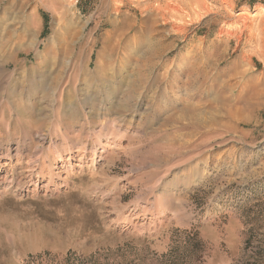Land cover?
<instances>
[{
	"label": "rangeland",
	"instance_id": "rangeland-1",
	"mask_svg": "<svg viewBox=\"0 0 264 264\" xmlns=\"http://www.w3.org/2000/svg\"><path fill=\"white\" fill-rule=\"evenodd\" d=\"M0 264H264V0H0Z\"/></svg>",
	"mask_w": 264,
	"mask_h": 264
},
{
	"label": "bare ground",
	"instance_id": "bare-ground-1",
	"mask_svg": "<svg viewBox=\"0 0 264 264\" xmlns=\"http://www.w3.org/2000/svg\"><path fill=\"white\" fill-rule=\"evenodd\" d=\"M189 1V0H188ZM193 1V0H192ZM198 1V0H197ZM199 3V2H198ZM202 3V2H201ZM200 4V3H199ZM197 5V4H196ZM202 5V4H201ZM204 6V5H203ZM205 7V6H204ZM197 8V7H196ZM203 8V7H202ZM194 9V8H193ZM191 12V11H190ZM242 14H244V13H237V15H242ZM236 15V16H237ZM31 17V16H30ZM30 19V18H29ZM244 20V19H243ZM244 24V23H243ZM71 65V61H65V62H62L61 63V66L63 67V68H67V67H69ZM61 67V68H62ZM187 80V79H186ZM185 80V81H186ZM188 82V81H187ZM51 89V88H50ZM47 90V89H46ZM55 90V89H54ZM20 92V91H19ZM49 92V91H48ZM53 93V92H52ZM50 95V94H49ZM53 95V94H52ZM63 95H64V92H63V90L61 89V90H59L58 89V91L56 92V97H55V94H54V98L53 99H51L50 101L51 102H49V103H52L53 102V106H54V102L57 104V103H60V102H62V100H61V98H63ZM58 97H59V99H58ZM51 98V97H50ZM58 99V100H57ZM41 135H43V133H41L40 134V136H38L39 137V139L40 138H42V136ZM100 138H101V135H97L96 137H95V140L90 144L91 145V151H92V155H94V152H96L97 151V147L98 146H100L101 145V143H100ZM105 140V142L103 143V144H106V142L108 141V138H105L104 139ZM15 150H17V149H15ZM5 151H6V153H5V156L6 157H8L9 156V148H5ZM150 175V174H149ZM3 179H6L5 178V175H4V177H3ZM131 182V181H130ZM150 183V182H149ZM151 184V183H150ZM154 185V184H153ZM158 198V197H157ZM111 203V202H110ZM162 203V202H161ZM164 206V205H163ZM159 207V206H158ZM170 208V207H169ZM160 210H161V212L159 211V214L160 215H163L164 214V209L163 208H160ZM173 218V217H172ZM158 219V218H157ZM170 219H171V217H169V218H167V221H170ZM144 220V219H143ZM159 221L161 222V220L159 219ZM139 233V232H138Z\"/></svg>",
	"mask_w": 264,
	"mask_h": 264
},
{
	"label": "trees",
	"instance_id": "trees-1",
	"mask_svg": "<svg viewBox=\"0 0 264 264\" xmlns=\"http://www.w3.org/2000/svg\"><path fill=\"white\" fill-rule=\"evenodd\" d=\"M45 21H46V19H45Z\"/></svg>",
	"mask_w": 264,
	"mask_h": 264
}]
</instances>
